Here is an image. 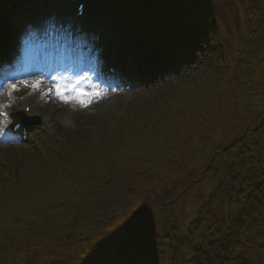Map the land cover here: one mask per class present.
Instances as JSON below:
<instances>
[{"label": "trees", "instance_id": "16d2710c", "mask_svg": "<svg viewBox=\"0 0 264 264\" xmlns=\"http://www.w3.org/2000/svg\"><path fill=\"white\" fill-rule=\"evenodd\" d=\"M242 1L248 48L237 66L235 96L251 88L256 64L264 70V5L261 0ZM215 2L93 0L94 5L121 17V23L129 28V41L139 49L137 59L151 55L173 76L160 85L144 108H134L130 116L117 117L113 122L101 120L90 134L70 132L66 145H62L63 152L47 147L50 163L45 164L38 154L12 158L8 165L10 175L0 173V257L10 258L12 264H251L242 253L249 242L247 236L254 234L258 223H262V232L254 236V242L264 239V158L260 145L264 101L259 104L262 112L253 117L257 123L249 120L242 134L219 145L211 154L203 175L213 174L216 186L185 235H175L177 228L171 211L174 201L153 202L164 207L171 218L164 232L144 233L137 240L130 234L132 240L127 244L119 228L108 229L120 214L141 211L153 204L130 206L109 198L110 182L130 166L125 163L133 152L139 148L140 162L148 160L161 165L160 158L170 147L168 135L175 133L189 115L204 119L202 105L214 98L229 70H236L228 64V57L226 60L224 55L219 56L223 53L222 42L213 28L220 8ZM48 3L0 0V28L12 30L11 14L16 9L19 12L25 6L38 10L48 7ZM160 69L155 71L162 73ZM241 105H245L244 101ZM216 163L219 167H214ZM128 169L130 176L140 177L132 167ZM67 197L75 199L73 226L81 238L61 239L62 243L46 246V252L39 251L33 244L67 232L53 218L58 211H65V206L57 205ZM216 205L226 208L227 213L220 218L218 227L211 225L207 229L210 239L200 240L197 233ZM96 232L113 235L116 243H95L86 249V239ZM254 242L259 257L254 264H264V245ZM23 243L27 246L25 251ZM14 244L21 247L19 254L11 253ZM72 251L77 252L75 258L68 255Z\"/></svg>", "mask_w": 264, "mask_h": 264}, {"label": "rangeland", "instance_id": "374dc122", "mask_svg": "<svg viewBox=\"0 0 264 264\" xmlns=\"http://www.w3.org/2000/svg\"><path fill=\"white\" fill-rule=\"evenodd\" d=\"M51 1L50 12L44 13L46 16L32 18L26 13L20 18L15 14L12 16L11 27L14 31H11L12 35L9 36L10 39L7 41L6 48L15 61V65H17V72L12 78L9 77L0 82V86L4 85L0 94V111L10 112L6 107L3 108V102L10 98V102L16 104V107L22 103L30 104L32 106L31 116L44 120L45 124L40 125L38 130L32 131L31 138L27 143L19 144L13 141L7 144L5 142L7 138L2 136L6 133L10 134L9 125L11 122L0 119V164L6 163L5 156L12 158H18L24 154L34 156L35 153H32V150L36 151L35 146L37 143L43 145V142H46L43 139L58 141V146L63 152L64 147L62 145H66V139L70 132H78L83 135L90 134L96 129L101 120L107 119L108 122H113L117 117H128L134 108H140V106L144 108L156 96V92L160 87L157 81L155 83L158 85L147 83L142 85L141 89L136 90V88H133L130 92H126L123 85L111 92L102 86L99 87L90 77L86 88L93 87L94 89L88 91L89 98L84 101L71 99L64 95L62 91H55L54 84L44 80L41 75L36 73L37 63H35L34 55L36 46L43 39L42 35L37 37V34L43 32L45 27L50 29L51 22H57L58 25L71 23V17L75 13L66 1H63L62 6L59 5L61 2L57 3V0ZM213 1H216L220 8L217 11L219 16L216 19V28H213L222 42L223 53L219 56L224 55L226 60L228 57V64L233 65L237 70L242 53L248 48L247 31H245L246 26L244 25L245 19L242 10L244 2L242 0H231L232 3L229 0ZM261 1L264 5V0ZM60 11L67 13L66 18L58 19L57 13H60ZM84 23H88L87 18ZM86 26L81 23L78 25V29L75 27V30L80 33L77 35L74 32L69 43L77 48L86 47L93 50V46L97 44L104 47V42L101 43L100 40L107 41L109 39L108 49L101 51L103 53L109 52L110 49L128 46L125 45L126 43L121 45V42L116 41L120 37H125V34L118 32L116 28L113 29V26L115 27L113 24L108 27L111 30L107 35H102L103 30L101 28H97L99 32L96 29L91 32L92 29L88 28L86 30ZM64 27H61V29ZM0 31L2 32L0 36L6 35L2 30ZM82 33L83 37L80 35ZM86 37L90 38L86 40ZM99 55L97 54V56ZM129 56L131 55H127V61H129ZM255 63L257 62L255 61ZM236 70H229L230 74L223 77L214 98L203 105L200 104L204 109L201 111L204 119L200 112L202 118L197 115L192 116L193 114L189 115L181 121L180 127L175 133L168 135L169 140L167 141L170 142V147L163 154L164 156L160 158L161 165L159 163H149L153 161L148 160L147 162H140L139 148L133 152V156L125 164H129L128 168L132 167L133 172L138 173L140 177L133 178L130 176L128 168L121 171L118 176H114V181H109L112 185V191L108 190L109 198L112 201H119L122 204L127 203L133 206L135 204L153 203L154 200L162 202L176 200L171 207L172 215L175 214L174 220L177 228L175 235L186 234L190 224L198 218V210L209 198L215 184L214 181L207 184L206 180L204 182L199 180L202 170L211 159V154L217 150L219 145L232 141L237 135L242 134L248 128L249 120H254L257 123L253 117H258V112H262L259 104L261 105V102L264 101L262 96L264 87L263 68L256 64V71L253 72V78L251 79V88L246 93L242 91L239 96L234 95L239 79L238 70ZM148 84L152 87L149 88ZM34 86L39 87L38 90H34ZM247 92H251V94ZM20 98L24 99V102ZM236 101H239L240 105L244 101L245 105H241L242 107L235 105ZM9 138L11 139V137ZM260 145L261 155L264 158V132ZM44 159L45 157H43ZM195 181L198 183H193ZM190 186L192 187L188 190ZM122 193H125L124 196L118 198ZM112 194H115L116 197ZM65 201V205L64 202L57 205L58 207L65 206V211H58L53 218L58 221L61 228H67V232L60 234L59 237L52 236L37 242L36 245L33 244L39 251L46 252V250H43L46 246L51 247L57 243H62L61 239L77 241L81 238L78 234L80 233L79 230L73 226L75 222V199L74 197H67ZM160 206V204L154 206L153 203L152 208L145 213L134 215L122 213L118 219L110 223L108 229L119 228V232L125 235L123 242L127 244H130L132 240L128 237L130 234H132L133 240H137L142 238L144 233L157 234L160 231L164 232L171 218L167 210ZM226 210V208H220L216 205L213 212L205 214L206 223L197 233V238L209 240L210 232L207 229L211 225L218 227L221 224L220 218L227 213ZM128 222L131 223L129 227L127 226ZM261 224L256 225L257 229L253 232V235L247 236L249 242L245 243L246 249L244 248L242 253L251 264L259 262V257L253 248V242L255 241L254 236L262 232ZM256 242L264 245V239ZM85 243L87 249L94 246L95 243L112 244L116 242L113 235L103 236L96 232L94 235H90ZM78 246L76 245V250ZM21 247L25 251L27 246H24L23 243ZM21 247L16 244L12 245V248L10 247L11 253L13 255L19 254L22 251L20 250ZM68 255L75 258L77 252L72 251ZM0 264H12V261L10 258L1 256Z\"/></svg>", "mask_w": 264, "mask_h": 264}]
</instances>
